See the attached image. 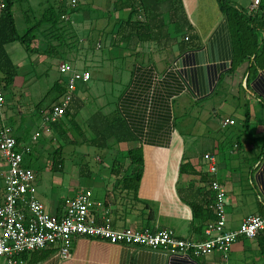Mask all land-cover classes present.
Listing matches in <instances>:
<instances>
[{
  "label": "crops",
  "instance_id": "crops-1",
  "mask_svg": "<svg viewBox=\"0 0 264 264\" xmlns=\"http://www.w3.org/2000/svg\"><path fill=\"white\" fill-rule=\"evenodd\" d=\"M118 1L107 0L111 6L108 19H115L117 28L130 14L128 8L116 9ZM229 1L237 8L257 14L253 9L254 0ZM62 2L17 0L14 16L18 29L24 33L49 6H59ZM71 2L65 0V4ZM161 2L164 6L160 18L165 24L160 46L152 41H134L119 43L116 47L113 42L117 28L102 33L106 36L105 49L108 51V58L104 57L114 65L117 62L124 64L127 59H131L132 64L114 108L104 112L94 105L92 116L101 111L104 117L123 122L118 130L121 140L111 138L114 142L109 145L125 148L126 155H110L111 165L106 173L95 174L89 187L69 188L64 192L66 194L54 188L39 191L43 185L40 180L37 197L49 213H60L67 198L81 190H90L94 199L103 201L110 208L116 228H169L181 238L200 240L205 238L207 225L197 221L194 205L202 201L209 190L206 153L216 156L217 178L227 189L228 228H238L250 214L264 213V69H259L255 75H247L248 63L233 69L235 39L218 0ZM173 4L181 7L180 21ZM260 8L264 12V0ZM48 26H42L38 36L43 35ZM263 35L261 30L260 37ZM186 36L190 37L189 41L185 40ZM38 40L37 37L36 42ZM34 46L39 53L29 56L19 42L6 45L14 64L19 68L20 64L23 68L29 67L28 70L20 68V79L15 84L23 91L18 96V108L23 111L20 115L24 122L22 132L19 127H14L21 143L31 140L35 127L32 129L30 125L34 119L37 126L38 109L49 107L42 101L30 102L33 96L30 87L34 82L29 72L32 70L30 63L39 66L49 63L47 44L41 41ZM93 71V80L101 84V78ZM84 98L77 96V103ZM191 115L197 118L191 120ZM180 116L185 119L180 120ZM227 118L233 123L223 126V120ZM197 124L200 139L210 146L200 152L191 143L196 137L193 131ZM127 136L132 139L127 141ZM40 142L32 144L33 152L27 158L28 166L39 175L41 172L35 163ZM137 148L142 150L143 165L131 162L129 151ZM184 163L190 164L187 173L181 171ZM138 171L142 176L137 192H134L136 183L132 179ZM3 191L2 182L0 203ZM263 240L264 230L255 239H239L232 247L229 264H264ZM58 248L55 245L22 257L26 264H219V253L200 258L170 257L146 247L111 244L85 236L75 238L69 259L61 260Z\"/></svg>",
  "mask_w": 264,
  "mask_h": 264
},
{
  "label": "built area",
  "instance_id": "built-area-1",
  "mask_svg": "<svg viewBox=\"0 0 264 264\" xmlns=\"http://www.w3.org/2000/svg\"><path fill=\"white\" fill-rule=\"evenodd\" d=\"M77 4V0H72L73 8ZM261 4L262 0H254L253 9L258 11ZM62 18L68 20L69 16L64 14ZM58 69L65 76L66 92L52 107L37 112L40 119L27 143L18 142L5 114L6 92L0 90V179L4 186L0 203V264H26L23 254L55 245L59 247L58 257L69 259L74 240L80 236L111 244L146 247L170 257L200 258L219 253L218 263L229 264L234 243L241 238L255 239L264 230V213L250 214L238 228H228L227 189L217 178L219 167L212 153H206L204 160L210 175L208 189L212 193L209 207L216 219L207 224L204 239L181 238L169 228H116L110 208L94 199L90 190H81L67 198L60 213H49L37 197V172L26 166V157L33 152L32 144L44 137L54 138L55 124L64 119L80 87L92 80L90 70L77 63L62 61ZM230 123H233L231 119L223 120V126Z\"/></svg>",
  "mask_w": 264,
  "mask_h": 264
},
{
  "label": "rangeland",
  "instance_id": "rangeland-1",
  "mask_svg": "<svg viewBox=\"0 0 264 264\" xmlns=\"http://www.w3.org/2000/svg\"><path fill=\"white\" fill-rule=\"evenodd\" d=\"M77 2L79 6L77 10L67 12L68 14L65 13L69 15L68 20L62 21L56 28L48 26L43 35L38 36V42L35 41L36 44H41V41L47 44L49 63L40 66L30 63L32 70H29V72L34 77L33 85L30 87V91L33 94L30 102L33 104L42 101L43 104L49 106L53 103L54 94L48 98L46 96L55 81L63 75L58 69L60 62L63 60H67L72 64L77 63L81 68L86 69L89 67L92 75V80L87 84L86 88L78 90L75 94L76 97H85L80 101L81 104L77 116V122L81 127L82 133L69 124L66 126L67 132L65 135L57 131L53 134L54 138L44 137L40 142L41 147L40 150L36 151L38 159L35 163L41 172L40 175L37 174V183L40 180L43 183L42 187H39V191L45 188H54L55 190H60L62 194H66L64 192L69 188L89 187L95 174L108 171L111 165L110 155H126L127 153L125 148L117 149L118 147L112 146L104 148L97 145L100 144L99 136L107 137L109 131L104 130L100 135H94L89 127V121L94 105L104 112L107 108H114L115 101L128 80L132 60L127 59L124 64L117 62L114 65L110 59H107L108 51L105 49L107 44L105 41L106 36L102 35V33L104 30L110 32L117 28V21L111 18L108 19V11H110L111 6H109L107 0H94L93 2H90V0H77ZM92 63H98L99 65L94 66ZM22 66L20 64V68L23 70L29 69V67L23 68ZM93 69L101 78V84L93 80ZM109 77L113 78V80H110ZM22 92L21 88H16V86L6 92L8 114H11L10 111L14 113L10 116L12 117L13 125L19 127V132H22L24 123H22L20 117L23 111L18 108L20 105L18 96ZM178 115L181 114L178 113ZM183 118L184 116L179 117L180 120H183ZM196 118L191 115L190 119ZM32 121L30 128L33 129L37 121L34 119ZM198 129L199 126L197 124L193 131L196 137L191 140V143L193 148L195 147L194 149L200 152L210 146L200 139ZM95 136L94 144L92 138ZM113 142V139L108 140L110 145ZM59 148L63 152L64 166L63 170L56 171L52 170L51 167L54 159L53 153ZM101 159L102 161H100ZM0 184H2V181H0Z\"/></svg>",
  "mask_w": 264,
  "mask_h": 264
},
{
  "label": "trees",
  "instance_id": "trees-1",
  "mask_svg": "<svg viewBox=\"0 0 264 264\" xmlns=\"http://www.w3.org/2000/svg\"><path fill=\"white\" fill-rule=\"evenodd\" d=\"M17 0H0V90L9 92L15 87L17 80L20 77V68L13 63L8 52L6 51V45L13 42H19L26 50L29 56L38 54V49L35 48L34 43L37 40L38 32L44 25H49L52 28L58 27V25L66 20L62 16L66 12L75 11L79 8H72L71 3L65 4V0L59 6H49L37 20V22L22 33L17 27L14 8ZM221 12L226 16L230 28L235 39V59L234 67L236 70L242 67L245 63H248L247 75H255L259 69H264V35L261 38V30L264 33V12L260 8L257 14L253 11L248 12L246 9L235 7L229 0H218ZM4 5L2 7L1 5ZM175 5V15L180 21L181 7ZM164 3L161 0H120L116 3V9H130V14L127 20H123L119 23V26L115 33L114 46H118L119 43L132 42H156L159 46L162 43L164 20L160 18L161 8ZM260 13V14H259ZM190 39L189 36H186ZM185 37L186 41L187 40ZM86 69H89L87 67ZM249 80V78H248ZM66 79L64 76L59 78L49 90L47 98L54 94L52 99L53 103L49 105L52 107L66 92ZM85 86H81L79 90L85 89ZM46 98V99H47ZM77 97L75 96L70 106L68 107L64 119L55 124L56 132L65 135L66 126L72 125L79 132L82 133L81 127L77 122V116L79 113L80 103H77ZM41 109H38V111ZM7 106L5 108V114L7 120L14 128L12 117L7 113ZM38 116V115H37ZM40 119V116H38ZM89 127L93 131L94 135H100L104 130L109 131L107 137H100V146L109 148L108 140L115 138L116 141H120L118 130L122 128L123 122L121 120L104 117L101 111L96 112L89 121ZM38 125V124H37ZM36 127V125H35ZM132 139V136L126 137V140ZM96 140V136L92 138V142ZM18 142L20 139L18 138ZM95 144V143H94ZM62 149H56L53 153V164L54 170H59L64 166V159L62 155ZM129 155L131 157L132 164L143 165L142 150L140 148L130 150ZM28 158V157H26ZM28 166L27 159L25 161ZM190 164L184 163L181 166V171L187 173L189 171ZM191 171H194L193 169ZM208 174H206L207 176ZM142 173L138 171L132 181L136 184L133 185L134 192H137L138 184L141 180ZM208 178H206L207 180ZM209 183V179L207 180ZM212 193L210 190L203 196V200L197 202L194 205V214L199 223H206V225L215 220V216L210 209V198ZM152 219V218H150ZM246 239V238H244ZM262 254L264 256V240L261 244Z\"/></svg>",
  "mask_w": 264,
  "mask_h": 264
}]
</instances>
